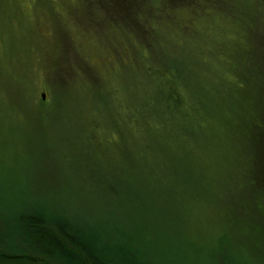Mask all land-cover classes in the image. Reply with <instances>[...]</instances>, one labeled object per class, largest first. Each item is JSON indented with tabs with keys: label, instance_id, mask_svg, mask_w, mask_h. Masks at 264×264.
I'll return each mask as SVG.
<instances>
[{
	"label": "rangeland",
	"instance_id": "rangeland-1",
	"mask_svg": "<svg viewBox=\"0 0 264 264\" xmlns=\"http://www.w3.org/2000/svg\"><path fill=\"white\" fill-rule=\"evenodd\" d=\"M185 1L0 0V206L44 197L72 215L96 211L98 227L92 229L104 234L115 226L135 230L137 217L130 222L107 216L118 198L91 191L72 170L74 164L86 165L91 147L84 150L80 138H64L74 133L89 138L91 122L90 131L96 128L97 135L112 130L116 117L110 115L104 90L114 102L122 97L133 102L132 95L148 90L142 55L134 51L141 40L133 32L138 23L144 24L152 29L143 37L154 56L151 62L168 63V57L189 62L196 94L222 106L220 114L224 108L230 112V138L215 134L225 131L222 116L207 113L211 126L205 143L210 150L202 155L199 200L191 203L184 195L185 225L173 222L177 233L163 246L147 245L141 236H117L114 240L126 247L115 246V255L104 258L109 264H125L129 258L148 264H217L215 257L223 255L228 264H259L262 254L255 252L261 247L239 231L264 220V177L254 174L258 160L262 164L264 142L256 140L258 133L247 150L244 138L264 106V100L256 106L255 97L256 80L264 72L259 63L264 51H258L264 48V0ZM173 7L174 21L169 23L164 15ZM178 10L185 18L176 15ZM218 79L230 81L225 95L212 91ZM42 92H47L49 106L43 105ZM263 116L257 119L264 122ZM78 143L81 147L71 150ZM113 151L116 158L121 156L117 146ZM16 235L10 231L7 237ZM30 235L21 234L18 247L35 250L32 241L41 233L32 230ZM154 237L159 240L163 233Z\"/></svg>",
	"mask_w": 264,
	"mask_h": 264
},
{
	"label": "trees",
	"instance_id": "trees-1",
	"mask_svg": "<svg viewBox=\"0 0 264 264\" xmlns=\"http://www.w3.org/2000/svg\"><path fill=\"white\" fill-rule=\"evenodd\" d=\"M151 32V28L139 24L138 36L144 37V33ZM161 32L164 33V30ZM260 32L264 37V25ZM155 47L157 50L160 48ZM136 51L142 55L147 74L143 83L148 90L132 95L133 102L124 97L114 102L111 92L104 90L106 106L111 107L110 115L116 117L111 121L112 130L109 127L107 132L97 135L96 128L94 133L90 131L91 122L87 128L91 135L89 138L84 139L79 133L68 134L67 139L64 138L68 141L80 138L79 142L85 145L84 150L91 147L87 152L92 156L86 160V165L74 164L72 170L82 176V182L91 191L118 198L107 216L125 218L130 222L137 217L135 230L131 228L129 233V228L115 226L104 234L102 229H92L98 227L96 211L85 209L72 215L47 202L44 197H30V201L24 204H12L7 208L0 206V264H109L104 257L115 255V246L126 247L114 240L117 236H141L147 245L156 243L163 246L169 236L177 233L173 222L184 223L182 216L188 209L184 195L191 203L199 200L198 193L205 173L202 155L210 150L205 142L210 133L211 119L206 114L211 117L212 112L222 116L220 121L225 122V131L214 130L215 134H226L230 138V112L224 108L223 114H220L222 106L212 105L208 97L196 94L192 88L195 70L189 66V62L182 63L179 59L168 57V63L156 64L151 62L154 57L151 49L139 46ZM258 51L263 52L264 48ZM163 54L167 56L164 51ZM259 63L264 67V52ZM261 79L256 80V106L264 100V72ZM247 80L254 85L252 76H248ZM226 84H230V81L224 83V80L218 79L212 91L225 95ZM59 90L62 88L59 87ZM262 112L263 105L251 125L253 134L250 128V133L244 137L247 150L253 146V139L258 133L256 140L264 142V122L257 119ZM114 146L121 155L119 158L114 154ZM79 147L78 143L71 150L76 152ZM260 153L262 164L258 160L254 174L262 180L264 147ZM253 155L259 159L256 149H253ZM260 184L264 193V183ZM262 200L264 203V195ZM253 217L256 220V216ZM249 223L239 233L261 247L255 256L262 254L258 262L264 264V220L259 225ZM32 230L41 233L40 238L35 237V241H32L37 245L36 249L18 247L21 245L20 235L32 236ZM10 231L17 235L8 238ZM155 232H162L163 237L155 239ZM138 249L144 250L142 246ZM130 259L125 264H148L144 259ZM228 260V256L215 257L217 264H228Z\"/></svg>",
	"mask_w": 264,
	"mask_h": 264
}]
</instances>
